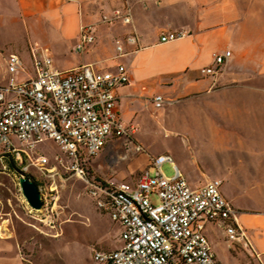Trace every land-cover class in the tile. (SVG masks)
Listing matches in <instances>:
<instances>
[{
    "label": "built area",
    "instance_id": "obj_1",
    "mask_svg": "<svg viewBox=\"0 0 264 264\" xmlns=\"http://www.w3.org/2000/svg\"><path fill=\"white\" fill-rule=\"evenodd\" d=\"M113 20L131 24L128 4L101 18L106 24ZM185 35L162 32L159 42ZM94 39L93 26L82 25L74 51L85 52ZM124 45L135 48L130 52L137 51L134 33L115 41L116 57L127 54ZM230 56L229 50L213 53L212 64L202 68L201 74L219 75ZM27 63L28 68L14 53L5 59L7 80L0 86V164L6 170L11 159L20 173L34 168L45 175L55 167L46 169L48 158L31 153L44 141L56 143L66 164L62 157L54 160L83 182L95 207L119 228L120 246L109 252L93 251V264H222L204 234L207 225L220 228L229 245L239 244L253 253L238 225V211L221 193V180L210 178L192 187L168 155H146L148 166L133 183L100 180L89 171L91 161L112 141L119 142L126 155L145 154L135 140V126L125 125L117 111V90L132 81L126 66L98 70L86 64L57 70L46 47H29ZM16 74L25 78L15 80ZM150 102L160 109L170 101L158 94ZM164 163L173 169L170 178L161 171ZM152 194L158 204L150 201Z\"/></svg>",
    "mask_w": 264,
    "mask_h": 264
},
{
    "label": "rangeland",
    "instance_id": "obj_2",
    "mask_svg": "<svg viewBox=\"0 0 264 264\" xmlns=\"http://www.w3.org/2000/svg\"><path fill=\"white\" fill-rule=\"evenodd\" d=\"M135 2L124 0L123 6L128 4L132 12ZM253 2L256 4L252 6ZM210 7L212 16L218 14L219 7L229 12L248 11L253 7L264 14V0H210ZM117 9L122 7L114 10ZM102 16L99 22L103 28H97L98 38L93 47L99 45L108 53L115 47L116 40L123 41L127 35L119 20L106 24L101 22ZM169 20L175 24L179 22L172 17ZM261 20L264 21V18ZM158 22L160 25L167 24L163 19ZM99 37L105 39L101 44L98 43ZM5 41L4 33L0 31V86L5 85L7 80V55L18 52L25 56L27 50H22V43L18 48V43L8 44ZM46 44L54 53L55 69L76 61V57L62 53L65 46L61 49L59 44ZM134 50V47L124 45L126 53ZM86 52L76 53L71 49L74 56ZM24 62L28 68L27 59ZM24 78L14 75L15 80ZM257 85L264 87V81L259 78ZM159 95L170 102L156 109L148 101L138 116L129 122L121 119L125 125L135 126V140L145 154L126 155L119 142L112 141L97 156L94 170L90 168L89 171L100 180L133 183L148 166L146 155H168L180 171L187 169L188 181L194 186L202 185L206 178L220 179L224 196L238 212L264 217V108L256 106L260 104V98L258 102L250 89L241 94L237 86L221 85L206 92ZM241 107L248 112H237ZM259 116H262L261 123ZM236 118L240 120L238 124ZM236 140H242V143L238 144ZM38 155L48 158L46 169L55 167V170L42 175L30 168L28 174H23L15 166L11 167V159L6 162V170H2L0 164V232L15 234L12 241L0 242V249L13 252L12 257L0 256V264H10L16 258L18 264H93V251L117 249L120 246L118 226L95 207L85 192L83 182L54 160L55 156L62 157L56 143L47 140L37 145L31 156ZM63 163L66 164L64 158ZM161 171L169 178L174 174L169 163L162 164ZM152 173L153 168H149V174ZM19 175L28 176L37 184L42 202L39 210H32L26 204L18 185ZM150 201L158 204L154 194L150 195ZM255 257L243 254L237 262L230 259L228 264H264ZM262 259L264 261V256Z\"/></svg>",
    "mask_w": 264,
    "mask_h": 264
},
{
    "label": "crops",
    "instance_id": "obj_3",
    "mask_svg": "<svg viewBox=\"0 0 264 264\" xmlns=\"http://www.w3.org/2000/svg\"><path fill=\"white\" fill-rule=\"evenodd\" d=\"M123 3L124 0H0V31L4 33L5 43H18V48L22 43V50L27 49L24 57L13 52L23 60L27 59L29 47H46L54 61V53L46 42L51 46L59 44L61 49L65 46L62 53L76 57V61L67 62L63 68L55 65L57 70L86 64L98 70H112L121 63L120 60L124 61L121 64L128 68L132 80L130 85L117 90V111L124 122L138 116L143 105L148 101L150 103L154 95L164 93L179 96L206 92L217 85L237 86L241 94L250 89L258 98L257 101L260 98L257 108H264V87L257 85L259 78L264 81V21L261 20L264 14L253 7L248 11L236 12L223 11L219 7L218 14L212 16L210 0H136L132 6L131 24L121 26L124 27L125 35L135 34L138 50L116 57L115 47L106 53L101 46L93 45L98 38L97 28H103L100 17L111 14L115 8H123ZM255 4L251 3L252 6ZM169 17L178 20V24L170 21ZM161 19L167 24L160 25L158 21ZM90 24L94 25V43L84 55L74 56L71 49L74 51L80 27ZM172 31L185 32L186 35L171 42H159L160 33ZM104 40L99 37L98 43ZM225 50H229L231 56L221 73L217 76L201 74L202 68L212 64V54ZM116 60L119 62L115 63ZM243 111L248 112L245 107L238 108L237 112ZM261 117L258 120L260 123ZM236 119L238 124L240 120ZM236 143L241 144L242 140H236ZM96 158L91 161L92 170ZM180 172L192 187H197L188 181L187 169ZM221 193L224 196L222 185ZM233 208L237 210L235 206ZM237 219L253 253L239 244L229 245L220 228L207 225L204 234L216 259L228 264L230 259L237 262L239 257L246 254L249 257L257 256L260 262H264V217L238 212ZM14 235L11 231L0 232V242L12 241ZM12 254V251L0 249L2 257H12ZM10 264H18L17 258Z\"/></svg>",
    "mask_w": 264,
    "mask_h": 264
},
{
    "label": "water",
    "instance_id": "obj_4",
    "mask_svg": "<svg viewBox=\"0 0 264 264\" xmlns=\"http://www.w3.org/2000/svg\"><path fill=\"white\" fill-rule=\"evenodd\" d=\"M17 180L21 195L26 204L32 210H39L42 207L41 195L35 183L22 175H20Z\"/></svg>",
    "mask_w": 264,
    "mask_h": 264
},
{
    "label": "trees",
    "instance_id": "obj_5",
    "mask_svg": "<svg viewBox=\"0 0 264 264\" xmlns=\"http://www.w3.org/2000/svg\"><path fill=\"white\" fill-rule=\"evenodd\" d=\"M10 164V163H9ZM11 165V167H14V164L12 163V164H10ZM27 178H29L28 176H26ZM30 179V178H29ZM30 180H32V179H30ZM33 181V180H32ZM34 182V181H33ZM35 183V182H34ZM35 185H37L36 183H35Z\"/></svg>",
    "mask_w": 264,
    "mask_h": 264
}]
</instances>
